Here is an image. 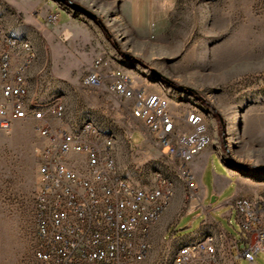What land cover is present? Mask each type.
<instances>
[{
  "label": "rangeland",
  "instance_id": "1",
  "mask_svg": "<svg viewBox=\"0 0 264 264\" xmlns=\"http://www.w3.org/2000/svg\"><path fill=\"white\" fill-rule=\"evenodd\" d=\"M49 1L0 0V30L29 40L36 53L27 75L29 97L38 106L59 99L65 125L95 123L101 138L111 139L119 175L133 185L151 187L158 177L165 178L172 196L168 204L165 201L163 213L175 208L178 218L187 212L186 185L178 163L152 145H146L143 157L131 155V144L142 142L144 129L130 115L131 100L113 94L107 80L98 88L82 84L97 59L104 74L124 67L140 86L156 88L168 98L177 117L185 110H197L210 137L207 146H218L241 173H264V0H180L166 26L149 36L130 33L117 18L116 4L102 11V4L93 0H55L68 17L60 24L49 22L47 15H53L45 12ZM38 14L43 23L38 22ZM38 142L29 121H18L9 134H0V259L11 264L28 254ZM257 187L252 200L261 201L260 218L263 181ZM195 215L184 218L176 229L192 222ZM150 242L142 264L171 261L174 251L164 231H157ZM254 260L264 264V251Z\"/></svg>",
  "mask_w": 264,
  "mask_h": 264
},
{
  "label": "built area",
  "instance_id": "2",
  "mask_svg": "<svg viewBox=\"0 0 264 264\" xmlns=\"http://www.w3.org/2000/svg\"><path fill=\"white\" fill-rule=\"evenodd\" d=\"M46 18L51 22L55 16ZM27 62V51L0 34V134H9L18 121H29L39 139L28 254L15 264H142L143 231L150 230L153 212L167 201L169 185L158 177L154 186L131 189L113 170L111 139L94 137L90 128L70 133L59 99H53V106L39 105L43 113L26 112L22 66ZM101 64V59L94 62L83 86L98 88L107 80L113 94L131 100L130 115L144 127L142 142L131 144V155L143 157L146 145H152L178 163L188 184L185 210L200 208L202 196L187 162L204 149L205 126L187 110L177 117L164 95L146 92L129 72L113 69L104 74ZM260 202L239 199L234 204L237 222L248 237L241 253L248 264H255L256 254L264 251L261 233L251 240L256 231L250 224L262 212ZM0 264L11 263L0 259ZM174 264H213L210 241L178 253Z\"/></svg>",
  "mask_w": 264,
  "mask_h": 264
},
{
  "label": "crops",
  "instance_id": "3",
  "mask_svg": "<svg viewBox=\"0 0 264 264\" xmlns=\"http://www.w3.org/2000/svg\"><path fill=\"white\" fill-rule=\"evenodd\" d=\"M92 2L101 3L100 10L102 11L116 4L117 18L124 22L130 33L149 36L152 33H158L166 26L180 0H93ZM49 11L55 16L53 22L60 24L67 20L68 13L55 0L49 1L45 7V12ZM37 16L38 22L43 23L42 16L39 14ZM61 30L65 31L64 28ZM144 89L148 93L158 92L156 88L148 89V86ZM169 110L176 114L173 106H170ZM192 111L201 115L200 122L203 126L202 114L195 109L188 110L189 113ZM203 134L208 135L206 132ZM187 167L197 186L198 193L202 196V204L209 199L210 201L207 205L187 211L178 218L174 216L175 208L166 210L152 225L151 239L157 231H164L175 253L181 245L200 240L207 235L213 236L217 247L220 248L221 264H239L241 261L247 263L241 253L248 246V237L241 231L237 222L234 204L239 199H252L256 196V191L259 190L257 183L262 181L264 183V173L252 175L239 172L228 163L221 149L216 145H209L200 151L187 162ZM195 213L192 220L196 219L198 223L192 221L179 230L176 229L179 222ZM234 222L238 225L237 228ZM250 226L256 231L251 236V240L257 238L258 232L262 234L261 237L264 240V214ZM182 230L185 232L179 233Z\"/></svg>",
  "mask_w": 264,
  "mask_h": 264
},
{
  "label": "bare ground",
  "instance_id": "4",
  "mask_svg": "<svg viewBox=\"0 0 264 264\" xmlns=\"http://www.w3.org/2000/svg\"><path fill=\"white\" fill-rule=\"evenodd\" d=\"M0 34L2 35L3 38H5L7 41H9V43H15V44H19L23 47V49H25L27 51V56H28V62L25 63L24 66H22V74H25V85H24V98H28L25 99V107H26V112L29 113H43V109L40 108L33 99H31L29 97L28 94V86H27V75L28 72L31 68V65L33 64L34 60H35V50L32 46V44L30 43L29 40L19 37V36H15L12 34H6L4 32H2L0 30ZM118 70L121 71H125L124 67L122 68H117ZM126 72V71H125ZM53 106V103L50 105ZM60 110H61V114H62V119H64V114H65V110H64V106L62 104V102L60 101ZM191 114H195L197 116V120L201 121V115L198 114L196 111H192ZM65 125V124H64ZM66 128H68L70 130V133H80V132H84L87 131L88 128L92 129V135H94V137L97 138H101V134H100V130L99 128L96 126L95 123H93L92 121L86 120L84 122H82L79 126H69V125H65ZM203 142H204V148L209 144L210 142V137L206 134H203ZM112 151V148H111ZM112 156H113V152H112ZM113 170L114 172L117 173V175H119L117 168H116V164H115V160H114V156H113ZM182 177V174H181ZM161 178V180H165V184L169 185V194H167V198L172 196V190L170 188V184L169 182L163 178L162 176L159 177ZM183 179V178H182ZM121 180L124 182H127V184H130V188L131 189H135V190H144V187H140V186H136L133 185L132 183H130L129 181H127L126 179L121 177ZM185 185H186V207H187V191H188V184L187 181H184ZM165 209V201H163V205H160V211H155L153 212V223H151V228L150 230H144L143 231V245L144 247H142V261L145 260L146 256L148 255V252L150 250L151 247V230H152V225L155 223V221L160 217V215L163 213ZM205 239H208L210 241V249H211V254H212V259H213V264H221L220 260H219V249L216 245V239L213 236H205L200 240L194 241V242H190L188 244H184L181 245L180 247H178L173 255V258L171 259L170 262H168L167 264H174L175 262V257L178 256V253H181L182 251L185 250H193L194 247H203L205 246Z\"/></svg>",
  "mask_w": 264,
  "mask_h": 264
},
{
  "label": "water",
  "instance_id": "5",
  "mask_svg": "<svg viewBox=\"0 0 264 264\" xmlns=\"http://www.w3.org/2000/svg\"><path fill=\"white\" fill-rule=\"evenodd\" d=\"M76 7H77L79 10H82L83 12H85V13H87V14L90 15V12L86 11L84 8H82V7L78 6V5H76Z\"/></svg>",
  "mask_w": 264,
  "mask_h": 264
}]
</instances>
